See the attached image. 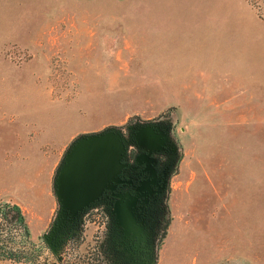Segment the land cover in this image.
Here are the masks:
<instances>
[{"label":"rangeland","instance_id":"374dc122","mask_svg":"<svg viewBox=\"0 0 264 264\" xmlns=\"http://www.w3.org/2000/svg\"><path fill=\"white\" fill-rule=\"evenodd\" d=\"M154 121L178 157L157 264H264V0H0V205L38 263L93 258L105 229L95 206L47 245L72 143Z\"/></svg>","mask_w":264,"mask_h":264},{"label":"flooded vegetation","instance_id":"af4514ba","mask_svg":"<svg viewBox=\"0 0 264 264\" xmlns=\"http://www.w3.org/2000/svg\"><path fill=\"white\" fill-rule=\"evenodd\" d=\"M153 130V131H151ZM126 154L118 181L77 218L59 216L45 237L52 245L99 206L105 216L100 240L112 245L118 264H157L159 235L168 220L172 178L178 161L172 130L164 121L136 123L122 133Z\"/></svg>","mask_w":264,"mask_h":264},{"label":"water","instance_id":"95a60500","mask_svg":"<svg viewBox=\"0 0 264 264\" xmlns=\"http://www.w3.org/2000/svg\"><path fill=\"white\" fill-rule=\"evenodd\" d=\"M125 154L123 136L116 130L77 139L67 151L55 180L61 214L77 218L99 201L111 183L118 181Z\"/></svg>","mask_w":264,"mask_h":264},{"label":"trees","instance_id":"16d2710c","mask_svg":"<svg viewBox=\"0 0 264 264\" xmlns=\"http://www.w3.org/2000/svg\"><path fill=\"white\" fill-rule=\"evenodd\" d=\"M108 130L117 131L116 128H110ZM168 209V220L164 224L162 232L159 235L157 253L161 250V246L167 237V232L172 221L170 207H168ZM47 245L49 248H52L49 242ZM38 248L37 244L32 241L30 227L22 209L18 205L9 202L0 205V260L17 264H46V262L38 263L41 256V250ZM111 248L112 245L109 242L100 240L94 257H81L80 259L83 261L79 264H118L119 260L112 254ZM53 254L55 255V253ZM56 257V264L67 261L65 257L57 255Z\"/></svg>","mask_w":264,"mask_h":264},{"label":"crops","instance_id":"0c3cea01","mask_svg":"<svg viewBox=\"0 0 264 264\" xmlns=\"http://www.w3.org/2000/svg\"><path fill=\"white\" fill-rule=\"evenodd\" d=\"M37 146V148H35V151H36V153L38 154L39 153V151L41 150L42 151V153H43V155H45V152H44V149L43 148H41V147H39L40 145L38 144V145H36ZM42 170H44V164L42 165ZM37 182H39V180L37 181ZM27 187L29 188V187H32V193L34 194V195H37V196H32V201L36 204L37 203V205H39V186H37V184H35V183H33L31 186H30V184H28L27 183ZM38 187V188H37ZM20 201V200H19ZM12 203V202H11ZM13 204H16V205H18L21 209H22V211L24 212V214H25V216H26V219H27V215H26V212H25V210L23 209V205L21 204V201L20 202H18V201H13ZM27 222H28V224H29V227H30V229H33L35 226H36V223L35 224H33L32 222H30V220H28L27 219ZM33 227V228H32Z\"/></svg>","mask_w":264,"mask_h":264}]
</instances>
